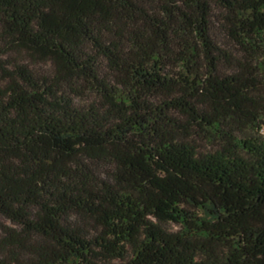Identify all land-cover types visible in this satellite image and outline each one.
I'll use <instances>...</instances> for the list:
<instances>
[{"label": "trees", "instance_id": "1", "mask_svg": "<svg viewBox=\"0 0 264 264\" xmlns=\"http://www.w3.org/2000/svg\"><path fill=\"white\" fill-rule=\"evenodd\" d=\"M0 215V264H264V0H0Z\"/></svg>", "mask_w": 264, "mask_h": 264}, {"label": "rangeland", "instance_id": "2", "mask_svg": "<svg viewBox=\"0 0 264 264\" xmlns=\"http://www.w3.org/2000/svg\"><path fill=\"white\" fill-rule=\"evenodd\" d=\"M216 30L219 31V29H221V27H218V25H216ZM222 40H224L225 42H230L227 38H223ZM84 98L80 99V102H83ZM4 226H13V224L10 222V220H8L7 218H5L4 216L0 215V236L3 235V227ZM171 228L173 229H177L178 226L171 224L170 225ZM122 260L120 259H115L113 261H111L110 264H121Z\"/></svg>", "mask_w": 264, "mask_h": 264}]
</instances>
